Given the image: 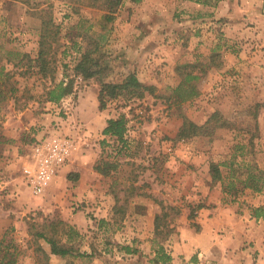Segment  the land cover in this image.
<instances>
[{
	"label": "rangeland",
	"instance_id": "374dc122",
	"mask_svg": "<svg viewBox=\"0 0 264 264\" xmlns=\"http://www.w3.org/2000/svg\"><path fill=\"white\" fill-rule=\"evenodd\" d=\"M218 1L141 0L132 4L126 0L114 22L102 29V12L92 6L79 3L75 13L66 0H0V59L7 51L35 57L41 18H48V12L60 25L51 74L42 78L34 67H9L17 92L0 108V257L6 245L18 253L16 264H155L152 260L160 246L172 257L177 227L200 229L194 209L198 203L180 195L183 184L195 175L207 174L210 179L211 163L225 164L220 166L223 181L211 185L220 207L227 206L248 220L255 219L252 208H262V216L255 220L256 226L264 225V186L255 192L236 183V189L227 192L231 162L237 177L241 175L237 169L249 167L254 173L262 171L264 178V40L257 39L258 46L248 47L247 35L240 37L242 27L217 18ZM94 46L110 64L107 81L142 73V78H148L143 83L153 87V93L142 100L109 102L100 111L94 97L99 85L73 70L80 55ZM248 56L253 58V70L247 68ZM178 67L192 68L196 77L187 85L198 95L183 103L184 90L174 91L181 81L175 71ZM70 80L68 96L57 103L45 101L46 87ZM47 115L49 123L43 124ZM120 115L127 120L126 146L102 133L104 121ZM183 118L203 125L200 135L176 139ZM55 122L61 134L73 141L66 165L74 161L82 169L81 176L59 172L46 200L50 186L43 195L33 196L21 169L40 128ZM17 138L23 146L16 144ZM100 161L113 163L115 169L107 176L98 174L94 166ZM200 167L204 170L198 173ZM116 203L124 207L123 217L115 213ZM191 211L193 218L188 219ZM163 212L166 227L156 237L150 221ZM51 220H62L73 229L72 255H51L50 245L30 236L28 224ZM124 247L134 253L126 254ZM178 257L179 264H193L192 257Z\"/></svg>",
	"mask_w": 264,
	"mask_h": 264
},
{
	"label": "trees",
	"instance_id": "16d2710c",
	"mask_svg": "<svg viewBox=\"0 0 264 264\" xmlns=\"http://www.w3.org/2000/svg\"><path fill=\"white\" fill-rule=\"evenodd\" d=\"M125 1L126 0H66V3L75 13L77 12L75 6L79 3L81 5L92 6L98 9L102 12L99 20L100 27L102 29H106L114 22L118 11L123 7ZM128 1L132 4H137L141 0ZM50 8L51 7L49 6L48 9ZM45 13L47 12L45 11ZM47 17L48 18H41L38 48L35 57H32L26 52L20 54L18 52L14 53L12 51H7L5 53V57L0 59V108L9 99H14L17 92L15 82L12 80L14 75L9 67H12L13 69L34 67L37 69V74L42 78H45L48 73L51 74L53 72L51 62L54 55L55 45L58 42L60 25L56 24L53 20L51 11L47 13ZM73 70L75 75L81 76L84 80L92 79L99 85L97 101L98 109L100 111L104 110L109 102L119 99L124 100L125 102H129L131 100H142L146 95H151L154 91L153 87L147 86L141 80H139L135 73L127 74L119 82L107 81V78L111 74V67L108 61L102 59L101 51L97 46L84 51L74 65ZM175 71L181 78V81L174 91L178 92L179 90H184V94L180 97V102L183 103L192 100L198 95L196 89L193 86L187 85L189 84L190 80L196 78L195 76H192L193 69H189L188 67H178L175 69ZM72 83V80L60 84L51 83V86H48L43 90L45 101L49 103L59 102L72 92ZM185 86L186 88H183ZM126 125L127 120L125 119V116L120 115L116 119H109L102 133L105 136L116 139L120 144H123V146H126L127 143L124 140ZM202 128L203 125H197L189 119L183 118L181 126L177 131L176 139L185 140L198 136L200 135ZM232 158H235V156H232ZM233 163L234 162H231L230 166L228 167L230 172L229 177H227V179H229L227 186L228 193H231L232 190L236 189V183L242 185V189H249L255 192L262 190L261 186H264L262 171L259 170L254 173V171L249 167H247L246 170L237 169L239 174L244 175V178L241 179V175L239 177L235 176L236 173L233 170ZM224 165V163L210 164L209 172L211 185L223 181L224 177L220 170V166ZM113 169H115V165L110 162L100 161L94 166V170L103 176H107ZM127 190L129 192L133 191V186L129 184ZM136 195L139 196L138 194ZM114 198L116 202L119 201L117 196ZM127 199L128 197L124 195L123 202L125 204L127 203ZM203 205L204 203L202 202L198 203L194 206V209L199 210L204 207ZM261 210L262 208H252V217L255 219L260 218L262 216ZM114 211L115 213L120 214L121 217H123L125 214L124 207L117 206V203L114 205ZM166 215V212H163L161 215H156L154 217L153 225L156 237H160L163 233L160 231V229L166 227L164 220H162V218L164 219ZM187 218H193L192 211ZM27 227L28 232L34 241L41 239L46 244L51 246V255L64 258L66 256L72 255V253H75L73 246L70 244L73 229L68 227L62 220H51L48 222L44 221L39 224L33 222L28 224ZM196 230H199V228H196ZM170 232L171 231L168 230L165 234H163L164 236L162 238L165 239ZM63 238H66L64 243H62ZM10 247V245H6L2 249L3 255L0 257V264H16L15 257L18 253L15 249L13 252L9 251ZM123 249L125 250L126 254L134 253V250H131L129 247H124ZM152 261L155 264H168L171 261V257L166 254L163 248L160 246L156 250Z\"/></svg>",
	"mask_w": 264,
	"mask_h": 264
},
{
	"label": "crops",
	"instance_id": "0c3cea01",
	"mask_svg": "<svg viewBox=\"0 0 264 264\" xmlns=\"http://www.w3.org/2000/svg\"><path fill=\"white\" fill-rule=\"evenodd\" d=\"M217 4L215 12L217 18L223 19L226 24L233 27H242L240 37L243 39L247 35L246 42L248 43L246 45L248 47L258 46L260 42L257 39L262 38L264 40L262 36L264 35V27H262V23H264V0H220ZM260 28L263 29L260 30ZM252 59L251 56L246 58L247 68L249 67L250 70L254 66V64H250L253 63ZM136 76L142 82L148 81L147 77L142 78V73L141 75L136 73ZM97 93L98 90H94V97L96 98ZM83 103L86 104L85 101ZM49 119L50 115H47L42 123L48 124ZM106 125L107 120L102 125V131ZM17 139L16 144L23 146L20 139ZM81 169V165L78 166L72 161L65 165L61 171H72L81 176ZM201 170L204 168L200 167L198 173ZM201 176L189 177L183 184L184 189L180 192V195L186 197L189 202H204L205 204L206 201V206L195 212L198 215L196 221L200 229L196 232L186 226L177 227L178 235L176 234V237L177 240L179 238L180 243L177 240L174 242L171 264H179V255L192 257L193 264H264V225L256 226L257 221L255 219L248 220L247 217L237 216L227 206L220 207L219 198L213 197L211 179L207 174H201ZM174 179L179 180V177ZM182 181L183 179H180V182ZM192 184H195L196 188H189ZM56 185L57 182H53L50 186L45 196L46 200L50 199L48 193L54 190ZM83 195L85 194L82 193L81 196ZM210 204L217 205V207L208 208ZM183 210L182 212H185ZM68 217L67 215V220ZM248 218L252 219L251 216ZM153 220L154 218L150 221V230H153ZM74 221L77 222L78 220L75 219ZM147 225L149 227V223Z\"/></svg>",
	"mask_w": 264,
	"mask_h": 264
},
{
	"label": "built area",
	"instance_id": "2783aa9c",
	"mask_svg": "<svg viewBox=\"0 0 264 264\" xmlns=\"http://www.w3.org/2000/svg\"><path fill=\"white\" fill-rule=\"evenodd\" d=\"M73 141L61 134L58 122L42 126L25 155L22 178L33 196H41L66 165Z\"/></svg>",
	"mask_w": 264,
	"mask_h": 264
}]
</instances>
